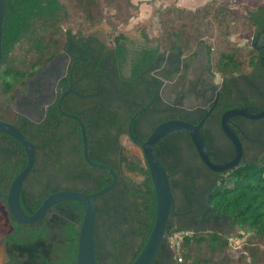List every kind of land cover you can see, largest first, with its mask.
Returning <instances> with one entry per match:
<instances>
[{"label":"trees","instance_id":"obj_1","mask_svg":"<svg viewBox=\"0 0 264 264\" xmlns=\"http://www.w3.org/2000/svg\"><path fill=\"white\" fill-rule=\"evenodd\" d=\"M115 1L8 0L6 29L2 35L0 101L10 106L18 95L25 92L29 79L50 60L66 51L74 56L73 81L74 84L79 82L75 89L82 94L99 92L96 84L91 86L90 80L91 77H99L95 71H98L100 64L93 53L83 55V59L95 68L86 75L88 87L80 86V46L84 45L88 31L104 21L115 31L122 20H129L136 5L132 0ZM218 1L219 5H223L220 2L225 0ZM121 5L126 10H120ZM211 6L219 8L217 0H210L196 10L167 6L161 12V30L156 38L159 49L163 53L177 50L183 56L192 58L196 56V48L205 43L212 74L225 80L231 75L246 72L250 67L259 66V54L254 49L238 48L228 40L215 48L202 39L197 30L190 28L189 23L192 19L212 17L221 27L244 23L264 36V4L246 9L243 15L229 8L222 12L217 9L216 13ZM105 9L116 10L117 13L105 17ZM115 35H118V39L123 37V33ZM100 45L105 54H111L109 45ZM104 66V73H119L109 61ZM132 80L145 85L147 90L137 93L129 84L130 92L115 105L104 97L96 106L94 103L98 98L93 97L95 95L81 99L91 104V112L93 105L99 112L98 116L94 115L93 124L86 120L84 122L89 156L93 161L111 167L118 175L115 187L96 200L97 264H132L147 242L156 217V194L144 155L143 158L130 157L122 138L129 136L131 117L151 101L150 109L155 107L158 97L156 95L153 100L151 87L136 75ZM152 84L156 86L154 80ZM224 88L225 91L229 89L226 85ZM103 89L104 96L108 89L105 85ZM106 106L109 109H102ZM234 106L228 104L222 111ZM149 110L139 115L133 124V134L140 141H145L158 124L169 119H158L142 130L137 127V122ZM260 110L261 107L256 108L254 113ZM64 111L76 113L68 108H64ZM16 127L36 146V163L26 177L21 192V204L27 214L35 213L51 193L64 190L94 193L112 182L107 171L86 162L81 127L74 119L59 111L58 115L48 116L40 124L21 117ZM114 134L118 135V143L114 137H109ZM180 134L168 136L155 148V153L170 175L175 208L168 220L167 239L163 241L153 264H264V156L259 159L248 155L233 170L213 172L196 154L181 170L182 165L168 161V152L163 145L164 141ZM0 150L7 156L10 151L21 152L14 161L5 162L8 157L3 160L1 175L9 178L5 190L8 193L12 181L25 167L27 156L20 142L2 133ZM130 174L140 175L142 179L137 181ZM84 214L82 204L65 201L51 207L35 223L22 224L13 215L11 218L16 225L22 226L24 238L20 249L35 259L34 264H77L78 237ZM42 224L46 225L35 228ZM181 231L192 233L183 236L180 256H176L168 239ZM235 232L241 238L244 233L250 236L241 253L231 248V238ZM37 259H40L39 263Z\"/></svg>","mask_w":264,"mask_h":264},{"label":"flooded vegetation","instance_id":"obj_2","mask_svg":"<svg viewBox=\"0 0 264 264\" xmlns=\"http://www.w3.org/2000/svg\"><path fill=\"white\" fill-rule=\"evenodd\" d=\"M103 24L106 27L107 24ZM122 33L123 37L118 39V35H111L109 26L106 30L92 28L88 31L84 45L80 46L82 59L78 62L80 86L88 87L86 75L95 68L93 64L83 59V55L93 53L94 59L100 64L98 71H95L99 77L97 79L91 77L90 80L91 86L96 84L99 92L82 94L75 89L74 86L79 82L74 84L73 81L74 56L66 51L50 60L35 76L29 79L25 92L18 95L10 106L0 101V120H5L7 117V121L13 122L16 126L21 117L28 119L31 117L32 121L40 124L48 116H56L59 111L61 112L59 101L63 93L66 92L61 109L63 111L64 108L72 109L83 123L86 120L89 124H93L94 115H99L94 105L98 106L100 99L105 97L115 105L130 92L129 84L135 88L137 93L147 90L145 85L132 80L136 75L151 87L150 89L154 92L153 100L156 99V95L158 97L156 106L145 110L150 109L138 120V128L144 130L145 126L161 118L182 119L191 123H199L212 109L201 129L207 142L210 158L213 162L219 163L231 160L235 155V147L223 128L222 115L225 111L222 110L228 104L235 105L234 108L248 107L252 112L256 108L261 107V110L264 108L263 33L252 32L251 49L259 54L260 65L250 67L246 72L231 75L227 80L212 74L210 55L205 43H201L196 48L195 57L189 58L177 50L163 53L145 28H138L133 34L128 31ZM100 44L109 45L112 48L111 54H105L103 46ZM199 48L203 50V53H198ZM106 61L113 63L119 73L117 72L116 75L104 73L102 70ZM184 68L186 69L184 70ZM152 80L155 81L157 88L152 84ZM29 81L32 82L30 90H28ZM103 85L108 89L104 96L102 95L104 94ZM225 85L229 87L226 91ZM89 96L98 98L92 106L93 112L89 109L91 104L81 100ZM150 103L152 104V101ZM106 107L102 109H109L108 106ZM200 117L202 118L199 121ZM229 126L241 139L245 154L243 160L247 159L248 155L259 159L264 156V118L253 120L237 116L229 121ZM181 133L164 141L163 145L166 148L165 151L168 152V161L182 165L180 167L182 170V168H186V162H189L190 157L198 152L190 137L186 133ZM109 137H114L118 143L117 134ZM123 137L129 138L127 135ZM20 154V151H10L7 156V153L0 150V264H34L35 261L34 258L31 259L28 252H23L20 249L24 233L21 230L22 226L16 225L11 218L12 214L9 213L8 193L5 192L9 178H4L3 174L1 175L3 160L8 157L5 162L14 161V158L19 157ZM45 225H37L35 228L39 229L40 226ZM36 262L39 263L40 259H37Z\"/></svg>","mask_w":264,"mask_h":264},{"label":"water","instance_id":"obj_3","mask_svg":"<svg viewBox=\"0 0 264 264\" xmlns=\"http://www.w3.org/2000/svg\"><path fill=\"white\" fill-rule=\"evenodd\" d=\"M7 1L8 0H0V66L3 57L2 35L3 31L6 29L5 15L7 11ZM202 51L203 50L200 48L198 49L199 54L203 53ZM30 86H32L31 81L28 82V90H30ZM70 91H72V89H70ZM65 95L66 92H64L60 98L59 108L65 116L76 120L80 124L83 155L86 162L93 167L107 171L112 177V182L108 186L94 193H84L80 191L69 190L51 193L43 201L42 205L35 213L31 215L27 214L21 204V192L26 177L32 171L36 163V146L23 132H21L19 128L13 124V122L7 121V117H5V120H0V133L9 135L20 142L27 156V163L25 167L19 172L10 185L9 192L7 194L8 210L9 213H11L13 217L20 223L31 224L40 221L51 207L59 203L65 201H77L78 203L82 204L85 208V214L79 230L77 264H97L95 239L96 200L115 187L118 181V175L111 167L95 162L90 158L88 153V137L84 123L79 118V116L67 113L61 109V103ZM150 104L151 103L131 117L129 124V138H122V143L127 149L130 157L136 156L143 158L144 155L156 194V217L153 228L147 242L132 264H153L155 262L158 254L160 253V248L163 241L167 239L166 230L168 220L175 208V199L170 185V175L155 153L156 146L168 136L183 132L190 137L202 162L210 170L214 172L233 170L241 164L245 154L241 139L229 126V121L233 117L237 116L253 120L264 118V108L256 113L250 111L248 107L233 108L225 111L222 115V125L225 132L234 144L235 155L231 160L225 163H219L213 162L211 160L206 139L201 131L202 125L211 114L212 109L206 113L204 118L198 124H193L182 119H169L163 121L154 128L152 133L145 141H140L133 134V124L136 117L143 111L147 110L150 107ZM30 119L33 120L31 117ZM130 140L137 146L134 145ZM130 175L137 181L142 179L140 175Z\"/></svg>","mask_w":264,"mask_h":264},{"label":"rangeland","instance_id":"obj_4","mask_svg":"<svg viewBox=\"0 0 264 264\" xmlns=\"http://www.w3.org/2000/svg\"><path fill=\"white\" fill-rule=\"evenodd\" d=\"M209 1L210 0H132V2L136 5V9L132 13H130L131 16L127 22L122 20V24L119 23L120 25L115 31L111 30V35L119 34L123 31H128L133 34L138 28H145L146 30H148V33L150 34L149 36L152 37L154 41H156V37L157 35H159V32L161 30V12L167 6L174 5L181 8L183 7L185 10H196L209 3ZM110 2L116 3L115 0H110ZM220 3H222L223 5H219V1L217 0V5L219 8H214V6L210 7L213 12L217 13V9L222 12L224 11L223 9L226 10L229 8V10L243 15L246 9H254L260 5H263L264 0H225ZM120 10H126V8L121 5ZM128 11L129 9H127V12ZM114 13L116 14L117 11L112 9H105L104 16L108 17ZM188 18L189 16H187V19ZM117 22L119 21L116 18V23ZM216 22L217 20L215 18L202 17L198 20H190L189 24L191 25L189 26L194 31L197 30V32L201 34L200 36H202V39L211 43L215 48H218L222 43L228 40L238 48H242L245 50L251 49V43L253 41V27L246 26V24L244 23L223 25L226 27H221ZM103 23L107 24L106 28L109 26L107 21H104ZM99 26L94 28H99ZM191 233V231L177 232L168 239L174 255L180 256L179 252L181 250L183 236H185L186 234L191 235ZM249 237V234L245 233L243 234L242 238L238 237V232H235L231 238L232 250L236 253H241L244 249V243L248 240Z\"/></svg>","mask_w":264,"mask_h":264},{"label":"crops","instance_id":"obj_5","mask_svg":"<svg viewBox=\"0 0 264 264\" xmlns=\"http://www.w3.org/2000/svg\"><path fill=\"white\" fill-rule=\"evenodd\" d=\"M99 28H103L104 30H106V27L104 25H100Z\"/></svg>","mask_w":264,"mask_h":264}]
</instances>
